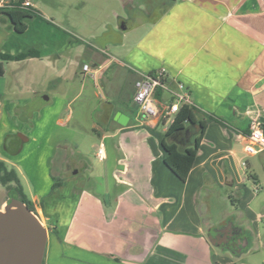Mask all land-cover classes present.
Returning <instances> with one entry per match:
<instances>
[{"label":"crops","instance_id":"0c3cea01","mask_svg":"<svg viewBox=\"0 0 264 264\" xmlns=\"http://www.w3.org/2000/svg\"><path fill=\"white\" fill-rule=\"evenodd\" d=\"M29 1L37 15L21 32L0 14V51L38 52L2 63V76L9 64L15 74L13 88L0 89V159L16 167L14 154L29 139L21 140L7 113L40 100L52 122L41 123L48 132L67 125L74 98L98 85L106 93L94 104L102 126L92 131L104 147L102 161V139H114L118 151L111 169L87 179L85 164L70 167L51 197L35 186L26 192L20 182L50 228L42 264H263L264 180L256 163H264V151L249 154L245 145L249 119L264 125V0H68L69 14L94 15L102 24L84 32L88 38L38 8L39 0ZM142 24L129 43L130 30ZM157 69L171 86L185 85L196 109L224 121L207 122L185 181L163 161L169 122L161 115L137 119L132 105L139 73ZM118 111L129 117L125 125L114 118ZM192 125L183 130V146L194 141L184 139ZM93 178L102 180V192ZM216 204L224 205L211 216ZM223 228L240 231L241 248L224 244L221 232L211 242L209 230Z\"/></svg>","mask_w":264,"mask_h":264},{"label":"rangeland","instance_id":"374dc122","mask_svg":"<svg viewBox=\"0 0 264 264\" xmlns=\"http://www.w3.org/2000/svg\"><path fill=\"white\" fill-rule=\"evenodd\" d=\"M8 1L9 0H2L1 3L4 4ZM33 1L36 2L37 0ZM53 1H55V3H53ZM39 4L41 6L38 8L42 7V9H40L52 16L57 22L65 25L70 24L72 27L74 26V28L80 30L79 34L85 37L86 35L84 32L102 28V24L95 21L96 18H94V15H91L92 17L89 14L84 16L82 12L77 14L78 11L76 10V13L69 14L68 7H66L67 4H69L68 0H39ZM156 11V8L151 10V14H154ZM78 15L82 16L78 17ZM147 18L148 17H139L137 19L142 21L147 20ZM134 19L135 18L129 19V23L134 25ZM109 21L113 23L110 17ZM144 27L145 26L142 24L130 30L126 40L129 43L132 42ZM9 65V67H6L5 76H0V89L4 86L8 88V90H11L14 86L13 80L15 70L11 68L12 64ZM78 88L79 86L77 87V91ZM93 90L95 93L97 92L98 95H95ZM105 94V90L102 89L100 85H98V88H94L93 86L85 87L71 103V108L74 113L67 125L62 126L53 124L52 128L49 127V129H51L48 130V132L45 129V125L42 126L41 123L46 124L49 122V124H51L52 122L50 118L46 119V115L42 114L43 112L40 111V100H38V103H33L31 101L27 105L24 104L21 108L17 107L16 111H13V113L6 114L13 124L19 126L17 133L29 136L27 141L21 143L22 149L20 152L18 150V153L16 152L14 154V159L17 163L16 167L8 165L15 169L17 177L24 185L26 192L29 191V187L33 186L40 191H50L53 183V176L62 181L65 175L70 174L71 170L69 168L74 167L78 162L85 164L80 170L85 174L86 179L92 171L105 172L111 169V164H116L118 151L114 139H102L108 152L107 159L102 161L94 156L100 139H98L92 131V126H102L101 117L98 115L99 107H94V104L96 102H101L105 98ZM14 99L15 102H20L18 97ZM21 140L23 139L21 138ZM256 164V172L264 180V163L261 159H257ZM92 181V184L94 183V187L98 192L104 190L103 182H101L102 180L100 178H93ZM7 196L6 188L0 184V201ZM222 205L216 204V206L213 205L212 208L217 209L218 207L220 210ZM227 205L229 206L228 203ZM218 209L211 210V216L215 215ZM44 224L49 227L48 223Z\"/></svg>","mask_w":264,"mask_h":264},{"label":"trees","instance_id":"16d2710c","mask_svg":"<svg viewBox=\"0 0 264 264\" xmlns=\"http://www.w3.org/2000/svg\"><path fill=\"white\" fill-rule=\"evenodd\" d=\"M25 0H9L0 6V14L5 13L11 20L15 30L21 32L26 28L27 20L37 15V10L32 6H25ZM35 49H28L24 52L11 54L0 51V76L4 74L3 62L21 60L26 57L37 56ZM161 92L157 89L155 96L160 99ZM210 120H216L221 124L224 121L214 114L202 113L193 105L183 104L174 115V119L168 125L161 146L165 152L163 161L165 165L182 181H185L197 154L202 131ZM198 123L201 126V133L192 144L183 146V130L188 124ZM264 129V125H263ZM62 181L53 176V183L49 192V197L53 196ZM0 184L6 188L7 197H18L35 211L33 202L23 192L20 180L14 168L9 167L6 162L0 159ZM53 230V229H52ZM54 232V231H52ZM43 263V261H42ZM264 264V262H263Z\"/></svg>","mask_w":264,"mask_h":264},{"label":"water","instance_id":"95a60500","mask_svg":"<svg viewBox=\"0 0 264 264\" xmlns=\"http://www.w3.org/2000/svg\"><path fill=\"white\" fill-rule=\"evenodd\" d=\"M114 118L125 125L129 117L118 111ZM19 136L25 140L23 135ZM49 229L23 200L14 196L3 198L0 201V264H42ZM216 232L226 237L231 234L224 228L209 230L211 242Z\"/></svg>","mask_w":264,"mask_h":264},{"label":"built area","instance_id":"2783aa9c","mask_svg":"<svg viewBox=\"0 0 264 264\" xmlns=\"http://www.w3.org/2000/svg\"><path fill=\"white\" fill-rule=\"evenodd\" d=\"M23 5L31 6V2L25 0ZM89 68L88 63L82 64V69L84 71H88ZM166 76L163 69L139 73L138 78L134 81L133 92V103L135 104L134 108L137 119L154 118L161 115L164 116L166 121L170 124L181 105H193L185 85L177 81L171 86L167 82ZM157 89L164 92L167 96H160V99H157L155 96ZM245 151L249 154L264 151L263 124L257 117H251L248 121V135ZM95 155L99 160L105 157L102 143H99ZM243 164H245V162H243ZM254 188L255 190L258 188L257 184H255Z\"/></svg>","mask_w":264,"mask_h":264},{"label":"flooded vegetation","instance_id":"af4514ba","mask_svg":"<svg viewBox=\"0 0 264 264\" xmlns=\"http://www.w3.org/2000/svg\"><path fill=\"white\" fill-rule=\"evenodd\" d=\"M162 7H163V5H159V8H162ZM190 130H191L192 135L190 134V136H188L186 134L185 137H184V139L186 141H188V142H192L194 140V138H196L198 136V134L201 131V127H199L198 125L193 124L192 127L190 128ZM229 235L227 236V238H228L227 242L224 243V244H226L227 246H229L232 249L241 248L243 239L241 237L240 231L238 229H233L231 231V234H229Z\"/></svg>","mask_w":264,"mask_h":264}]
</instances>
